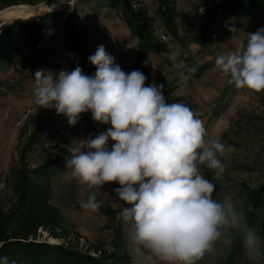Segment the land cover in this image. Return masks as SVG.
Wrapping results in <instances>:
<instances>
[{
  "label": "clouds",
  "instance_id": "1",
  "mask_svg": "<svg viewBox=\"0 0 264 264\" xmlns=\"http://www.w3.org/2000/svg\"><path fill=\"white\" fill-rule=\"evenodd\" d=\"M228 30L239 31L234 25ZM247 36L236 51L217 55L215 65L237 89L264 92V27ZM88 60L94 75L83 74L80 67L58 73L41 69L33 90L34 103L63 114L69 126L85 112L111 125L83 140V147L67 148L65 168L90 193L79 201L80 208L99 212L102 187L120 185L112 206L120 209L135 264H197L217 243L237 239L248 264H264V242L246 213L228 194L214 198L216 185L201 171L205 166L221 178L225 165L220 157L233 151L231 146L206 140L203 121L187 103H166L163 85L145 86L147 77L139 70L125 73L105 46L99 45ZM175 67L182 84L196 71L189 67L185 74L183 62ZM0 264L16 262L3 256Z\"/></svg>",
  "mask_w": 264,
  "mask_h": 264
},
{
  "label": "rangeland",
  "instance_id": "2",
  "mask_svg": "<svg viewBox=\"0 0 264 264\" xmlns=\"http://www.w3.org/2000/svg\"><path fill=\"white\" fill-rule=\"evenodd\" d=\"M24 1L25 3L22 4L32 5L27 2L39 4L45 0ZM75 1L68 0L58 9L65 6L71 8ZM147 4L149 8L154 9L153 0H147ZM196 4L197 0L178 2L179 14L176 18V27L179 38L168 44L167 52L149 55L147 84L154 82L157 85H163L162 94L166 103H187L203 121L206 140H219L231 146L233 151H228L220 157L225 165V172L220 180L211 177L214 170L201 166V171L207 179L220 186L219 191L213 194L214 198H222L228 194L237 207L241 208L243 201L241 184L256 187L264 181V133L248 123L249 117L253 115L264 119V92H254L246 88L237 89L232 85L221 97L230 75L222 73L215 63L199 78L190 79L186 84L181 83V77L175 65L183 62L186 65L183 69L185 71L186 68L208 62L219 54L236 51L239 44L248 39L247 34L255 33L264 26V23L253 17L240 18L225 14L200 39L197 19L201 9L196 8ZM77 7L80 17L76 21V26L83 36L88 54H95L97 47L103 45L125 73L133 71L130 62L134 57L135 39L130 36L118 12L99 7L96 0L89 3L80 2ZM45 11H41L40 14ZM233 25L239 31L230 32L228 28ZM54 54V64L62 70L69 71L67 50L55 45ZM16 65L17 63H14L0 68V193L3 191L4 176L9 166L16 161L17 135L27 116L51 117L42 145L29 156L32 167L43 159L42 150L47 145L58 144L66 149L70 145L83 147V140L89 136L94 138L111 127L110 124L95 122L91 112H88L89 117L84 124L69 126L63 114L57 115L53 109L39 108L34 103L33 95L35 75L15 73L13 67ZM92 66L91 76L96 72L95 66ZM41 69L46 72H59L56 68L47 67L37 69L36 72ZM218 99L221 101L222 109L215 110L214 106ZM215 111L218 112L217 115L214 114ZM258 123L263 125L260 121ZM112 143L109 140V147ZM65 163L66 159L60 160L55 166V172L51 177L50 202L60 209L66 225L71 227L70 236L74 238L75 232L81 236L78 246L84 248L89 242L107 241L111 238V231L104 227L109 219V211L115 212V219L120 221L123 230L126 231V226L118 218L120 209H114L112 206L113 200L118 199L114 189L120 185L105 184L101 189L105 195L100 197L103 206L99 212L84 211L80 208L79 201L87 199L90 194L89 189L86 185L78 183L72 176L71 169L65 168ZM254 229L264 242V234ZM47 235L46 232L38 230L37 240H45L49 243L63 241V239H55ZM227 247L228 244L222 241L217 243L215 251L207 253L197 264H221ZM130 264H135L132 255Z\"/></svg>",
  "mask_w": 264,
  "mask_h": 264
},
{
  "label": "trees",
  "instance_id": "3",
  "mask_svg": "<svg viewBox=\"0 0 264 264\" xmlns=\"http://www.w3.org/2000/svg\"><path fill=\"white\" fill-rule=\"evenodd\" d=\"M83 1L89 3L92 0H76L71 8L65 6L45 11L30 21L13 19L5 24L0 30V68L17 63L13 67L15 73L32 76L42 67L61 71L54 64V46L59 45L67 50L69 72L80 67L83 74L91 76L93 66L88 60L90 54L76 26L80 17L77 5ZM96 1L99 7L116 10L130 36L136 39L132 68L143 72L148 79L149 55L168 50L167 44L156 37L153 23L160 24L170 41L177 40L178 2L192 0H153L154 9L149 8L147 0ZM22 3L25 1L0 0V10ZM27 3L34 5L38 2ZM196 8L201 9L197 19L200 39L225 14L253 17L264 23V0H197ZM215 59L216 56L208 62L192 66L196 71L188 80L199 78L213 66ZM184 72L187 74V68ZM147 79L145 86L148 85ZM229 80L221 97L232 86ZM220 102L218 99L215 110L222 109ZM215 113L217 115L218 112ZM50 120L49 116H27L18 131L17 158L4 176L3 191L0 193V257L6 256L9 262L15 261L16 264H130L126 231L115 219V212L109 211V219L104 226L111 231V238L89 242L82 248L78 246L81 236L76 232L74 238L70 236L71 227L66 225L60 209L51 204V177L57 163L70 158L69 152L58 144H49L43 148L44 157L38 164L32 167L29 163L30 154L42 145ZM248 123L264 133V119L260 116H250ZM213 183L216 185L215 192L219 191V184ZM241 193V209L246 213L248 223L264 234V181L256 187L242 183ZM38 230L63 241H38ZM221 264H248L239 239L228 244Z\"/></svg>",
  "mask_w": 264,
  "mask_h": 264
},
{
  "label": "bare ground",
  "instance_id": "4",
  "mask_svg": "<svg viewBox=\"0 0 264 264\" xmlns=\"http://www.w3.org/2000/svg\"><path fill=\"white\" fill-rule=\"evenodd\" d=\"M68 0H45L37 5L18 4L0 10V29L12 19L30 21L40 14L41 11L58 9Z\"/></svg>",
  "mask_w": 264,
  "mask_h": 264
},
{
  "label": "built area",
  "instance_id": "5",
  "mask_svg": "<svg viewBox=\"0 0 264 264\" xmlns=\"http://www.w3.org/2000/svg\"><path fill=\"white\" fill-rule=\"evenodd\" d=\"M153 29H154V33H155L156 37H157L161 42L167 44V46H168V44L171 43L170 39L168 38V36L166 35L164 29L160 26L159 23L154 22V23H153ZM115 63H116V61H115ZM117 64H118V63H117ZM119 65H120V64H119ZM120 67H121V65H120ZM121 68H122V67H121ZM88 117H89V113H88V112L82 113L81 116H80L79 121H78L76 124H77L78 126L84 124V123L87 121Z\"/></svg>",
  "mask_w": 264,
  "mask_h": 264
},
{
  "label": "crops",
  "instance_id": "6",
  "mask_svg": "<svg viewBox=\"0 0 264 264\" xmlns=\"http://www.w3.org/2000/svg\"><path fill=\"white\" fill-rule=\"evenodd\" d=\"M134 43L136 44V39H135V42H134ZM134 47H135V45H134ZM133 52H134V51H133ZM133 61H134V57H133L132 61L130 62L131 68H132ZM132 69H133V68H132Z\"/></svg>",
  "mask_w": 264,
  "mask_h": 264
},
{
  "label": "water",
  "instance_id": "7",
  "mask_svg": "<svg viewBox=\"0 0 264 264\" xmlns=\"http://www.w3.org/2000/svg\"><path fill=\"white\" fill-rule=\"evenodd\" d=\"M17 20H18V19H17ZM1 29H2V28H1ZM1 29H0V30H1Z\"/></svg>",
  "mask_w": 264,
  "mask_h": 264
}]
</instances>
